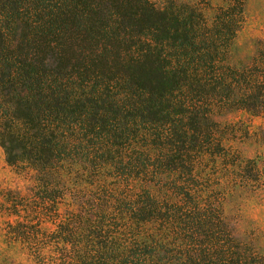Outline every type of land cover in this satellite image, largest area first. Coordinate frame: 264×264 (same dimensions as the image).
<instances>
[{"label": "trees", "instance_id": "obj_1", "mask_svg": "<svg viewBox=\"0 0 264 264\" xmlns=\"http://www.w3.org/2000/svg\"><path fill=\"white\" fill-rule=\"evenodd\" d=\"M244 21L245 0H0V146L33 182L0 188L3 237L45 240L37 264H264L204 185L228 114L264 117V38L233 51ZM101 166L140 183L114 222L77 181ZM70 192L74 219L37 228Z\"/></svg>", "mask_w": 264, "mask_h": 264}, {"label": "rangeland", "instance_id": "obj_2", "mask_svg": "<svg viewBox=\"0 0 264 264\" xmlns=\"http://www.w3.org/2000/svg\"><path fill=\"white\" fill-rule=\"evenodd\" d=\"M151 1L159 5L165 0ZM183 1L212 7L224 2V0ZM256 37L264 38V0H245V21L238 33L233 51L238 52L241 57L252 54L251 40ZM228 117L229 121L222 123L217 130L221 136V146L216 148L217 153L207 157L205 162L204 185L210 199L219 204L223 217L230 222L235 234L244 241H250L258 255L264 256V117H252L244 112L229 113ZM78 172L77 181L89 190L92 199L104 195L106 200L113 202L111 205L114 204V209L111 210L110 217L113 222L119 217L117 211L122 213L121 209L116 208L129 205L127 201L118 205L116 199H123L124 196L131 194L134 187L140 185L137 181L133 183L131 179L114 173L108 166L91 170L80 169ZM146 180L153 181L154 178L149 177ZM32 183L31 175L16 173L7 165L4 151L0 146V188L15 189L23 196L29 197L33 191ZM78 196L79 193L70 192L61 197L52 220L51 216L50 218L43 215L34 216L37 228L48 232L59 220L65 217L74 219L76 212L74 202H77ZM1 226L0 264H37L31 252L38 256L41 252L49 251L45 240L28 248L21 243H9L3 237Z\"/></svg>", "mask_w": 264, "mask_h": 264}]
</instances>
